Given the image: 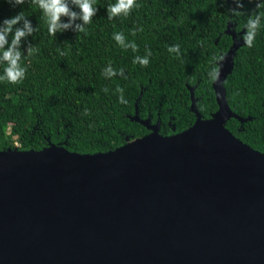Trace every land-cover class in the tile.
Segmentation results:
<instances>
[{
	"label": "water",
	"instance_id": "obj_1",
	"mask_svg": "<svg viewBox=\"0 0 264 264\" xmlns=\"http://www.w3.org/2000/svg\"><path fill=\"white\" fill-rule=\"evenodd\" d=\"M232 26L212 118L190 87L198 118L178 133L137 101L131 118L152 131L114 150H0V264H264V152L225 126L252 119L227 99Z\"/></svg>",
	"mask_w": 264,
	"mask_h": 264
},
{
	"label": "trees",
	"instance_id": "obj_2",
	"mask_svg": "<svg viewBox=\"0 0 264 264\" xmlns=\"http://www.w3.org/2000/svg\"><path fill=\"white\" fill-rule=\"evenodd\" d=\"M115 3L95 0L98 11L84 26L86 31L70 29L53 36L33 0L22 5L0 0V26L23 13L36 29L21 44V65L27 69L23 83L0 81V150H39L51 143L79 153L114 150L152 131L131 118L137 101L141 119L159 122L163 135L178 133L198 118L191 108L190 87H196L202 119L212 118L219 105L209 72L218 68L234 43L225 32L232 22L241 44L225 81L227 99L234 112L252 119L232 117L225 126L264 152V8L257 7L264 0H240L242 8L236 0H137L139 7L130 15L109 19L107 7ZM257 15L260 27L249 47L243 36L249 17ZM114 33H123L125 42H135L137 50L122 48ZM8 39L10 43L12 36ZM173 45H179L178 54L169 52ZM137 56L147 57L149 65L134 63ZM109 65L116 76L104 75ZM5 67L0 62V75ZM118 87L126 104L120 102Z\"/></svg>",
	"mask_w": 264,
	"mask_h": 264
},
{
	"label": "clouds",
	"instance_id": "obj_3",
	"mask_svg": "<svg viewBox=\"0 0 264 264\" xmlns=\"http://www.w3.org/2000/svg\"><path fill=\"white\" fill-rule=\"evenodd\" d=\"M38 4L39 8L43 11L47 18L48 31L51 35L55 36L57 32H63L67 30H75L77 32L86 31L85 25L92 22V18L96 15L98 9L94 7L95 0H33ZM9 3L13 5H22L25 0H9ZM237 8H242L243 4L240 0H236ZM72 6L77 7L80 11H73ZM139 4L137 0H117V3L111 4L107 7L108 18L114 19L116 17H127L131 14L134 8H138ZM258 8H264V3H258ZM236 15L240 12L233 9ZM67 18L68 22H63L62 18ZM77 20L82 23H76ZM22 22V27H16ZM261 17L259 15L249 17L247 22V32L243 36L245 44L249 47L253 45L257 31L260 27ZM36 31L33 28L32 23L28 20L23 13L16 15L13 18L5 19L3 25L0 26V62L7 64L4 69V74L0 75V81H7L11 84H21L26 77L27 69L21 65L23 53L21 51L22 41L28 36H31ZM135 33H133L134 35ZM12 36L9 43V36ZM113 38L122 48H131L133 51L137 50L135 42L126 43L123 33H114ZM169 52H180L179 45H173L169 47ZM27 51L31 53L33 51L31 45ZM148 55H151L149 51ZM220 59H223L221 57ZM134 63H139L141 66L147 67L149 65V59L147 57L137 56L134 59ZM104 75L107 77H113L117 75V72L109 65L104 70ZM119 75H124V70L121 69ZM209 77L213 82H219L220 71L218 68L213 67L209 72ZM107 91V89H105ZM117 92L120 93V102L127 103L123 96V89L117 88Z\"/></svg>",
	"mask_w": 264,
	"mask_h": 264
}]
</instances>
